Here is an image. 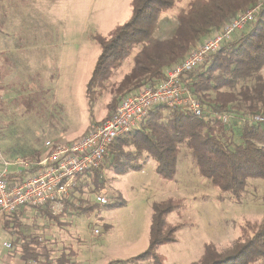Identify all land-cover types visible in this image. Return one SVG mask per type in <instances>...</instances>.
Masks as SVG:
<instances>
[{
	"label": "trees",
	"instance_id": "trees-1",
	"mask_svg": "<svg viewBox=\"0 0 264 264\" xmlns=\"http://www.w3.org/2000/svg\"><path fill=\"white\" fill-rule=\"evenodd\" d=\"M181 0H132L130 18L116 25L107 35L95 34L92 40L100 55L86 84L90 120L95 122L94 106L107 91V85L123 62L133 57L130 72L116 84L118 96L107 105L103 118L116 112L121 100L145 87H156L166 80L167 71L201 46L212 33L234 19L258 0H193L178 14V26L172 38L159 40L154 32L160 17L175 8ZM250 29L237 32L221 50L188 74V85L205 111L196 118L181 109L160 106L144 120L139 130L119 137L110 148L103 166L89 174L87 188L101 192L106 185L104 168L116 175L141 171L148 159L156 162L157 174L168 181L176 178L178 157L183 148L194 158L200 175L237 204H241L249 181L264 180V122L254 123L256 115L264 116V9ZM138 48V51L136 49ZM228 114L225 124L220 118ZM40 152L32 158H39ZM80 183L78 192L84 194ZM183 205L182 199L168 198L154 202L147 250L133 260H151L165 264L159 253L163 245L177 242L182 224H170L168 216ZM91 204L84 212L94 211ZM125 201L108 204L121 208ZM76 208H80L77 207ZM46 215L54 220L48 208ZM38 243V241H36ZM26 263L79 264L73 250L55 259L44 247L24 251ZM264 261V216L260 222L248 221L232 248L219 251L206 243L201 257L192 264H256Z\"/></svg>",
	"mask_w": 264,
	"mask_h": 264
},
{
	"label": "rangeland",
	"instance_id": "rangeland-1",
	"mask_svg": "<svg viewBox=\"0 0 264 264\" xmlns=\"http://www.w3.org/2000/svg\"><path fill=\"white\" fill-rule=\"evenodd\" d=\"M75 1L69 0V13L74 10ZM88 1L84 0V4ZM116 1L119 2L114 6L116 11L125 8L127 0ZM192 1L181 0L175 8L162 15L155 28L156 36L162 37L159 32L166 22H169L170 31L175 32L178 14L187 9ZM102 10L97 5L88 18L85 13V26L82 25V28L69 17L66 59L50 57L54 63L52 67L42 61L44 51L18 52V65H22L25 55L35 59L31 68L34 73L25 79L22 77L19 83L9 84L12 97L4 101V104L0 103V110L12 119L14 125L12 130L2 131L0 135L12 142L21 157L28 158L27 153L44 144L45 140L72 141L92 124L85 87L95 63L94 53L96 55L99 48L86 35L83 37L82 29L86 33L106 31L104 25L110 26L113 21L121 20L123 11H120L119 16L115 12V18L112 17L110 23L103 21L97 25V14H102ZM94 21L96 25H92ZM246 29L248 31L250 27ZM14 65L11 63V66ZM133 65V57H130L115 72L107 85V91L95 103V122L103 119L107 105L114 96H118L116 84L130 72ZM17 69L20 71V68ZM59 73L61 76L57 77ZM177 171L175 179L165 180L157 174L156 162L151 158L141 171H130L125 175H116L104 168V192L91 193L86 188L83 199H78V203L74 204L81 205V209L69 206L72 210L65 214L63 224L59 219H47L45 228H42L43 235L55 234L60 237L59 246L77 251L87 264H153L151 260H127L117 253L127 247L131 233L135 230L140 236L149 237L151 204L154 201L182 199L181 208L169 214L168 219L169 223L182 224L184 227L177 233L178 241L163 245L160 252L166 259L165 264H191L201 257L206 243H213L219 251H226L240 238L241 229L248 221L262 220L264 180H250L242 203L237 204L200 175L194 158L185 148L178 157ZM97 194L105 195L108 204L118 202L119 197L125 201V206L119 209L99 205L94 211L84 212V208L88 210L87 205L96 204ZM96 230L100 233L96 234ZM113 255L120 259H111ZM256 264H264V261Z\"/></svg>",
	"mask_w": 264,
	"mask_h": 264
},
{
	"label": "built area",
	"instance_id": "built-area-1",
	"mask_svg": "<svg viewBox=\"0 0 264 264\" xmlns=\"http://www.w3.org/2000/svg\"><path fill=\"white\" fill-rule=\"evenodd\" d=\"M263 9L264 0H258L239 13L206 38L182 62L169 68L165 81L154 88L145 86L127 95L112 117L90 124L82 137L72 141L47 140L39 158L9 161L0 156V211L12 216L23 208H48L54 216H61L68 203H78L79 183L85 185L89 174L103 166L115 141L139 130L154 109L165 106L203 118L204 107L190 90L188 74L219 52L237 32L256 22ZM220 118L225 124L229 122L228 114ZM252 121L263 123L264 116L256 115ZM95 202L100 206L109 203L103 194H97ZM95 233L100 232L96 230ZM5 245L12 247L11 243ZM26 264L38 263L29 261Z\"/></svg>",
	"mask_w": 264,
	"mask_h": 264
},
{
	"label": "crops",
	"instance_id": "crops-1",
	"mask_svg": "<svg viewBox=\"0 0 264 264\" xmlns=\"http://www.w3.org/2000/svg\"><path fill=\"white\" fill-rule=\"evenodd\" d=\"M131 2L132 0L125 1V5L127 7L125 6L124 9L119 8L116 11L114 9V6L119 2L118 3L117 1L114 2V0H100V1L89 0L86 3V5L84 4V0H76L74 10L69 13L67 6L69 4V0H0V103L1 105L4 104V101L9 100V98L12 97L11 94L12 90L8 89V86H10L9 84L19 83L22 81V77L23 79H25L29 77L30 74L34 73L33 69L31 68L34 66L35 59L31 58L30 55L29 56L25 55L23 57L24 62L22 63V65H18L17 63V60L19 59L18 52H21V50L26 52L44 51L45 53L42 56V61L48 64L49 67H52L54 63L50 60L51 59L50 57L55 56V58L58 57V59L60 60L66 59L65 47L67 46L66 44L69 34V26H68L69 17L74 19L76 24H80L82 28V25L85 26L84 24L85 13H86V17L88 18L89 15L93 13V10L94 8L97 7V5H98V9L102 8L103 9L102 11H104L102 14L98 12L97 14L98 16L96 18L97 25L103 21L105 23H110V20L115 15V12H117L116 14H118L119 16L120 11L123 10L121 13L122 14L121 20L119 19L117 21H113V23H111L110 26H107V24L104 25L106 31L103 32L97 31V33H88V32L86 33L85 30L82 29L83 37L86 35L88 40L90 39L92 40L93 35L95 34L107 35L116 25L127 21L130 18L132 12ZM26 4L29 5L27 6ZM18 5L20 6L25 5V6L22 8H18L17 7ZM104 17L106 18L101 19ZM87 22L88 21H86V23ZM96 22L94 21L92 25H96ZM174 33L175 32L172 33L170 31L169 22L168 23L166 22V24H164V26L161 28L159 32V34L162 37L156 36V32H154V35L159 40H167L172 38ZM52 52L55 54L53 55ZM99 55H100V49L96 51V55L94 53L95 63ZM11 63H14L15 65L11 66ZM6 68L8 69L7 72L5 71ZM17 68H20V71H18ZM92 70L90 72V77ZM60 76L61 73L57 75V77ZM13 125L14 124L12 122V119L7 117L6 113L0 110V132L12 130ZM87 128L85 131L79 134L78 138L82 137L86 133ZM78 138L76 137V139ZM42 151H43V144L37 148H32L27 153L28 158H32L34 155H36L39 152L41 153ZM0 156H2L3 158L9 161H14L17 158H24L21 157L22 155L19 153V151L14 148L12 142L7 138L4 139L2 135H0ZM1 171H2V167L0 166V172ZM85 181L89 183L90 178H87ZM87 183L84 185V187L86 188H87ZM86 188H84V191ZM105 188L99 193H103ZM78 196H79V200L83 199V195H80V193L78 194ZM153 203L151 204V208ZM69 206L72 209L76 208V206L72 203L67 204L65 213L62 214L60 217L58 216L61 224H63L62 219H64L65 214L70 213V211L72 210L69 209ZM80 206L81 205H78L77 207ZM46 211H47L46 208H38V209L23 208L18 210L12 216H7L6 214L0 211V264H26L24 251L26 249H29V247L46 248L48 251L51 252L52 259L57 258L59 255H61L62 252L68 251L69 248L67 249V247L65 246H61V247L59 246L58 242L59 239H61L60 237H57L55 234L53 235L49 234L47 236L43 235L44 229L42 228H45L46 226L45 223L47 219H51L46 215ZM152 215H153V209H152ZM151 222H152V216H151ZM109 226L112 227L111 225ZM150 227H151V223H150ZM149 240H150V233H149V237H147L146 235L140 236L139 232L135 230L133 233H131V238L127 247L120 249L117 254L124 256L123 258L127 260H133L135 257H137L138 255H140L141 253L147 250L149 246ZM36 241H38V243H36ZM7 243H11L12 247L7 248L5 245ZM75 252L77 256L75 257L74 260L79 264H87L85 263V261L82 260L81 254L78 253L77 251ZM159 253L164 257V255L160 252V249H159ZM111 259L114 260L120 258L113 255Z\"/></svg>",
	"mask_w": 264,
	"mask_h": 264
}]
</instances>
